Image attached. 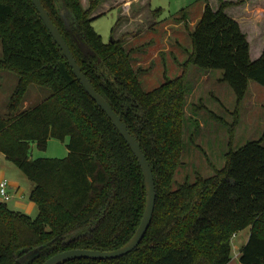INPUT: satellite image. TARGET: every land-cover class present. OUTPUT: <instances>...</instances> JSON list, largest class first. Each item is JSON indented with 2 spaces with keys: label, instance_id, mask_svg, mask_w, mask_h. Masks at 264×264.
I'll return each instance as SVG.
<instances>
[{
  "label": "trees",
  "instance_id": "1",
  "mask_svg": "<svg viewBox=\"0 0 264 264\" xmlns=\"http://www.w3.org/2000/svg\"><path fill=\"white\" fill-rule=\"evenodd\" d=\"M40 1L84 75L142 149L156 189L150 227L135 251L116 260L67 264H230L231 239L245 230L249 239L239 263L264 264V134L237 150L229 144L226 164L213 177H197L173 189L190 92L185 69L222 72L220 81L236 97L230 131L238 124L250 82L264 88V52L251 61L246 35L225 13L232 4L219 0L214 11L204 0L202 17L189 33L191 52L181 65L182 76L165 78L159 88L145 92L125 40H115L113 28L110 42L104 44L92 27L90 14L104 0H90L86 10L80 0ZM63 10L71 32L61 18ZM180 18H186L184 11ZM75 36L96 58L82 55ZM0 44V73L18 77L7 113L0 116V155L29 182V200L38 209L32 220L0 206V264H20L39 247H44L41 255L30 264H44L70 250L121 248L138 229L146 199L142 172L130 148L85 93L31 0H0ZM29 84L45 88L49 96L20 110ZM52 139H69L66 159L30 158L33 145L45 151ZM73 235L77 237L68 242Z\"/></svg>",
  "mask_w": 264,
  "mask_h": 264
},
{
  "label": "rangeland",
  "instance_id": "2",
  "mask_svg": "<svg viewBox=\"0 0 264 264\" xmlns=\"http://www.w3.org/2000/svg\"><path fill=\"white\" fill-rule=\"evenodd\" d=\"M199 1L200 0H141V2L147 5L143 8L145 9L144 11L139 10L141 13V15L138 16L139 20L132 23H134V25L136 23L139 29L140 27L142 28L144 24L146 27L149 25L150 27L143 30V39L136 42V44L128 45L126 49L130 51L132 48L138 47L135 50H139V52L132 53L131 64L134 71L141 70L139 81L145 92H151L159 88L165 82V78L175 80L177 77L179 78L182 76L184 69L181 65L187 61L191 51L190 40L182 26L179 28V32H175L177 31L176 28H171L172 32L170 36H168V33L165 31V27L175 25V20L170 19L171 16L177 14L182 8L197 4ZM119 4L117 7L122 5ZM81 7L84 9L82 4ZM133 9H135L133 11L134 14V12L136 13V7ZM159 9L161 10V15H154L153 12ZM92 14L93 12L90 14V17ZM118 16L119 12L117 9H114L93 21L92 27L102 38L104 44L110 42L111 30L117 22ZM123 19L124 18L120 20L119 24L124 22ZM135 30L138 29L135 28ZM148 32L155 33L149 34ZM151 41V45H146ZM176 41H178L177 44H175ZM251 42L250 59L252 61L259 55L262 46L256 44L253 39H251ZM140 44L146 45L145 49L136 46ZM1 58L2 48L0 44V59ZM184 74L186 76V86L190 89V92L187 94L183 108L185 126L182 139L184 148L181 154V165L177 169L174 177L173 189H176L179 185H183L185 182L194 183L197 177L203 179L213 177L215 173L223 169L226 164L225 156L229 150V144H231V148L237 150L248 142L260 140L264 134L263 87L255 82H250L249 91L239 109L238 124L235 129L230 131L229 126L234 122L233 113L236 106V97L231 88L220 81L222 72H203L196 67L190 66L185 69ZM202 76L206 77V79L203 80ZM200 78L202 80L198 82ZM17 83L18 77L15 73L10 71L0 73L1 117L7 113V105L14 93ZM47 96H49L48 90L35 84H29L21 100L20 110L34 107L47 98ZM219 119L222 122H220ZM68 143L69 139L65 141L52 139L48 142L45 151L39 150L36 145H33L30 150V158L32 160H64L68 156ZM0 164L6 172L4 178L10 185L15 184L19 190L18 198H15L16 194L13 195L11 193L13 199L6 204L7 207L14 212H20L14 210L11 205L13 201L17 200L30 206L32 205L34 211L31 215L27 216L35 220L38 215V209L36 205L32 204L29 200V182L24 178L22 173L2 155H0ZM246 235L247 231L245 230L235 233L234 237H232L231 261H233L234 257L239 253L236 248L241 246L240 242L246 238ZM233 264L240 263L235 261Z\"/></svg>",
  "mask_w": 264,
  "mask_h": 264
},
{
  "label": "water",
  "instance_id": "3",
  "mask_svg": "<svg viewBox=\"0 0 264 264\" xmlns=\"http://www.w3.org/2000/svg\"><path fill=\"white\" fill-rule=\"evenodd\" d=\"M33 7L39 15L42 23L44 24L47 31L50 33L56 45L61 50L69 68L72 70L75 78L80 83L81 87L85 91V93L89 96V98L99 107V109L106 115V117L110 120L112 125L118 131L119 135L125 141V143L130 148V151L134 155L137 163L142 172V176L144 179L145 185V208L142 220L138 229L136 230L134 236L121 248L109 251V252H100V251H92V250H70L65 251L59 254L54 255L49 258L44 264H67L74 261L81 260H90V261H109L116 260L122 257L127 256L128 254L135 251L138 246L142 243L153 218V213L156 205V189H155V181L153 177L152 170L150 168V164L147 161L142 149L133 138V136L128 131L125 124L122 122L120 117L114 112L111 106L107 103V101L97 92L91 82L87 79V77L82 72L80 66L78 65L76 59L74 58L69 46L64 40L58 28L52 22L49 14L45 10L40 0H31ZM66 11H61L60 15L64 22L65 28L67 31L71 32L70 22L66 18ZM75 42L77 44L78 49L82 53L84 57H92L96 58V53L79 37H74ZM99 61V60H98ZM76 235L68 238L67 241H72L76 238ZM44 247H39L33 251L28 252L24 255L20 264H30L35 261L42 253Z\"/></svg>",
  "mask_w": 264,
  "mask_h": 264
},
{
  "label": "crops",
  "instance_id": "4",
  "mask_svg": "<svg viewBox=\"0 0 264 264\" xmlns=\"http://www.w3.org/2000/svg\"><path fill=\"white\" fill-rule=\"evenodd\" d=\"M80 1H81L82 6H84V9L89 8L90 0H80ZM225 1L232 4V6L228 7L225 10V13L239 24L242 32L247 37V40L250 45V50H251V43H252L251 39H253V41L256 42V44H259L262 46V50H260L259 55L255 59L257 60L260 57V55L264 52V0H225ZM119 3H121L122 5ZM143 3L144 2H141V0H104L93 11L91 18L96 20L97 18H100L106 15L108 12L113 11L114 9H117V11L119 12V16H118L117 22L112 27V29L114 28L113 37L115 40L124 38L126 41V48H127L128 45H133L134 43L136 44V42H139L141 39H143L144 38L142 37L144 35L142 33L143 30L145 28L150 27V25L146 27L144 24V26L142 28L140 27L139 29L138 25L136 26V23L135 25L134 23H132V22L139 20L138 16L141 15L139 10H142V11L145 10L143 8L147 4L146 3L143 4ZM118 4L121 6L117 7ZM209 5L212 8V10L217 11L219 8V0H209ZM134 7H136V13L134 12L133 14V11L135 10L133 9ZM204 8H205V2L204 0H200L199 3L192 4L191 6L182 8L177 14H175L174 16H171L170 19L175 20V25H170V26L165 27V31L168 33V36H170L172 32L171 28H176L177 31L175 32H179V28H181L182 26L189 38V33L192 32L195 25L202 17ZM181 11H184L186 14V18L184 20H181L180 18ZM160 15H161V10H160L159 16ZM122 18H124L123 19L124 22H121L119 24ZM135 28H137L138 30H135ZM148 33L154 34L155 32H148ZM177 43L178 41L175 42V44ZM151 44H152V41L150 43H147L146 45L149 46ZM146 45L140 44L136 46H139V48L142 47L145 49ZM190 46H191V42H190ZM137 48L134 47L131 50H134L133 52L135 53L139 52V50L138 51L135 50ZM250 58H251V54H250ZM255 60H252V61H255ZM202 79L205 80L206 77H203ZM202 79L200 78L198 82H200ZM185 80H186V76H185ZM5 176H6L5 169L0 164V181L2 179H5L4 178ZM18 191H19L18 187H16L15 184L10 185V194L11 193L13 195L16 194L15 198H18ZM11 205L13 206L14 210H18L20 211L19 213H23L25 215H31L34 211V208L32 207V205L30 206L18 200L13 201ZM246 231H247L246 238H244L240 242V245H241L239 246L240 248L236 246L237 247L236 250L239 253L236 255V257H234V260L231 261L230 264H233L235 261L239 262L240 251L243 248V246H245V244L247 243L249 239V230H246ZM231 245H232V242H231Z\"/></svg>",
  "mask_w": 264,
  "mask_h": 264
},
{
  "label": "built area",
  "instance_id": "5",
  "mask_svg": "<svg viewBox=\"0 0 264 264\" xmlns=\"http://www.w3.org/2000/svg\"><path fill=\"white\" fill-rule=\"evenodd\" d=\"M13 199L10 194V183L6 179L0 181V206L6 205Z\"/></svg>",
  "mask_w": 264,
  "mask_h": 264
}]
</instances>
